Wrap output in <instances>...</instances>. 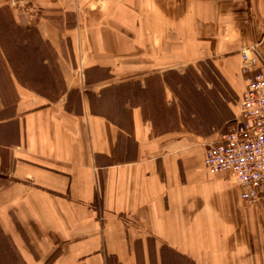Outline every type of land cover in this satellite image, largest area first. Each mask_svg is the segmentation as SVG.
I'll list each match as a JSON object with an SVG mask.
<instances>
[{
	"label": "crops",
	"instance_id": "0c3cea01",
	"mask_svg": "<svg viewBox=\"0 0 264 264\" xmlns=\"http://www.w3.org/2000/svg\"><path fill=\"white\" fill-rule=\"evenodd\" d=\"M25 2L63 88H19L0 121V264H264V209L202 147L237 114L242 48L264 66V0ZM209 60L221 81H177Z\"/></svg>",
	"mask_w": 264,
	"mask_h": 264
},
{
	"label": "built area",
	"instance_id": "2783aa9c",
	"mask_svg": "<svg viewBox=\"0 0 264 264\" xmlns=\"http://www.w3.org/2000/svg\"><path fill=\"white\" fill-rule=\"evenodd\" d=\"M247 77L238 111L223 138L207 142L204 166L211 174H232L247 204L264 209V66L257 46L243 47Z\"/></svg>",
	"mask_w": 264,
	"mask_h": 264
},
{
	"label": "rangeland",
	"instance_id": "374dc122",
	"mask_svg": "<svg viewBox=\"0 0 264 264\" xmlns=\"http://www.w3.org/2000/svg\"><path fill=\"white\" fill-rule=\"evenodd\" d=\"M27 3L25 0H19L16 4H13L11 2V5L4 4L1 5L0 8H6L7 9V15L13 16L15 21L18 23L19 26L23 27L26 30L31 31L29 33V38H27V41L25 42L29 46V53L26 54L29 60L27 62L26 68L23 70H20L18 73L19 78L24 81L23 84L16 81V76L14 74V71L12 68L8 65L7 66H0V73L1 69H3V76L0 75V118H7L9 115H14L17 102L19 100V88H27L30 90H33L36 93H39L45 97H49L54 99L55 97H58L61 93V90L63 88V82L61 77V72L58 65V59H57V52L55 48L47 41L43 40L41 37V34L36 26L32 27H24L18 20L17 17L18 14L21 12L20 10H25V6ZM38 8V6H36ZM52 15L46 14V16ZM41 16V15H40ZM54 26H57L58 28L66 29V26H72L75 25L76 19L79 20V17L77 13L75 12H66L65 15L57 17L51 16L49 17ZM65 33V32H64ZM249 46H256V45H249ZM35 50L39 52L35 53ZM1 65V63H0ZM230 66L232 68H235L234 70L236 72L238 69V65L235 62L231 61ZM186 71L185 74L177 75V81L181 79V82H185L186 84L191 83H202V82H208L213 81L214 79H217V77L222 80L221 76L216 73V71L212 72V69L215 70V65L209 60L204 65H200V63H196L189 65L185 67ZM205 70V72H204ZM241 70H242V64H241ZM183 72V71H182ZM240 73V71H239ZM244 75V74H243ZM35 77V81H30V78ZM248 75L245 74V84L247 82ZM7 79V80H6ZM243 79V78H242ZM243 87L245 88V86ZM241 89L240 95L244 91ZM180 91V90H179ZM179 94H182L179 92ZM240 97H238L235 100V104L238 106ZM231 119L226 123L225 131L227 132L228 125L230 124ZM225 132V133H226ZM203 147V154H205V148L206 144L202 145ZM263 209V208H262ZM175 264H182L181 262H178L177 259H175Z\"/></svg>",
	"mask_w": 264,
	"mask_h": 264
},
{
	"label": "trees",
	"instance_id": "16d2710c",
	"mask_svg": "<svg viewBox=\"0 0 264 264\" xmlns=\"http://www.w3.org/2000/svg\"><path fill=\"white\" fill-rule=\"evenodd\" d=\"M31 31L24 29L23 27L19 26L18 23L15 21L14 17L7 15L6 8H0V63L1 67L8 65L14 71L16 76V81L23 84L24 82L22 78L20 79L18 73L20 70L25 69L27 66L28 58L26 54H28L29 46L25 43L27 38H29V33ZM35 53L39 52L35 50ZM3 69H1L0 75L3 76ZM3 78H5L3 76ZM7 80V79H6ZM36 78H30V81H35ZM12 116V115H9ZM7 116V118L9 117ZM6 119L0 118L1 120Z\"/></svg>",
	"mask_w": 264,
	"mask_h": 264
},
{
	"label": "bare ground",
	"instance_id": "6f19581e",
	"mask_svg": "<svg viewBox=\"0 0 264 264\" xmlns=\"http://www.w3.org/2000/svg\"><path fill=\"white\" fill-rule=\"evenodd\" d=\"M242 199V198H241ZM243 200V199H242Z\"/></svg>",
	"mask_w": 264,
	"mask_h": 264
}]
</instances>
